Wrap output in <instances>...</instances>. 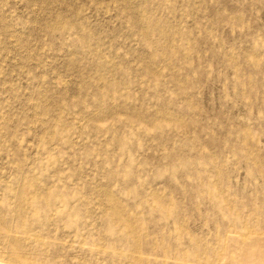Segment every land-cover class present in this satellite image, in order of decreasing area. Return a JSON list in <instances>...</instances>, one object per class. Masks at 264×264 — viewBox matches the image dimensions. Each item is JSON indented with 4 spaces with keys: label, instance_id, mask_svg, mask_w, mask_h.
<instances>
[{
    "label": "rangeland",
    "instance_id": "obj_1",
    "mask_svg": "<svg viewBox=\"0 0 264 264\" xmlns=\"http://www.w3.org/2000/svg\"><path fill=\"white\" fill-rule=\"evenodd\" d=\"M264 235V0H0V264H223Z\"/></svg>",
    "mask_w": 264,
    "mask_h": 264
},
{
    "label": "bare ground",
    "instance_id": "obj_2",
    "mask_svg": "<svg viewBox=\"0 0 264 264\" xmlns=\"http://www.w3.org/2000/svg\"><path fill=\"white\" fill-rule=\"evenodd\" d=\"M227 239L238 249L237 253L232 254L229 247L223 264H264V235L247 233L241 238L228 236Z\"/></svg>",
    "mask_w": 264,
    "mask_h": 264
}]
</instances>
